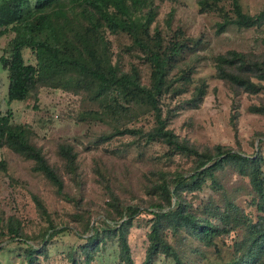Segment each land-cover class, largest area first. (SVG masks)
I'll return each instance as SVG.
<instances>
[{"label":"trees","instance_id":"obj_1","mask_svg":"<svg viewBox=\"0 0 264 264\" xmlns=\"http://www.w3.org/2000/svg\"><path fill=\"white\" fill-rule=\"evenodd\" d=\"M196 3L198 13L217 16V35L253 28L264 46V6ZM178 4L0 0L7 103L33 98L38 109L42 88L62 90L79 97L70 117L108 127L86 146L93 153L86 162L76 141L60 137L47 146L32 123L11 108L0 112V252L16 241L21 264H44L50 244L70 230L82 240L62 264H93L110 244L118 264H138L133 240L143 228L140 264L160 256L174 264H264V130L249 152L239 141L193 139L191 118L177 123L200 107L212 77L229 88L236 131L245 94L248 110L264 115V49L213 51L212 38L192 32ZM210 62L214 74L197 75ZM21 159L66 203L61 212L29 188ZM17 191L30 195L35 214L20 207Z\"/></svg>","mask_w":264,"mask_h":264},{"label":"rangeland","instance_id":"obj_2","mask_svg":"<svg viewBox=\"0 0 264 264\" xmlns=\"http://www.w3.org/2000/svg\"><path fill=\"white\" fill-rule=\"evenodd\" d=\"M246 9L256 12L264 6V0H242ZM169 8L168 4L163 6V10ZM178 14L190 26V30L198 33L204 30L210 38H212L213 51H223L228 48L237 47L243 49L263 50L264 46L255 41V33L253 28L240 30L232 28L227 32L217 35L215 33L213 23L217 16L203 15L198 13V5L196 0H179ZM260 35H264V32ZM6 37L0 38V54L3 51V45ZM26 56H30L26 51ZM214 65L210 62L199 68L197 75L214 74ZM7 76L3 70L0 62V112L4 113L11 108L14 117L18 121H25L32 123L37 130L41 140L47 146L52 147L57 138H70L76 141L82 148V155L86 162L91 160V150L86 151L85 148L97 136L107 130V125L104 123H96L93 120L85 119L76 121L70 116H73L78 106V96L51 88H42L40 94V107L33 108L34 99H26L22 101H15L11 105L7 103ZM250 97L246 94L241 100V116L238 120V129L234 128L230 123L231 112V96L229 88L225 83L217 78L210 79V89L204 100L201 102L199 108L189 109L185 111L178 119V124L183 122L184 118H191L193 125L190 127V136L204 143L214 144L216 142H225L233 146L241 142L244 149L251 152L254 150L252 144L255 132L264 130V115L253 113L248 110ZM74 108V109H73ZM76 108V109H75ZM70 115V116H69ZM188 130V129H186ZM258 139H256V146ZM2 155L0 151V156ZM19 173L30 180L29 188L33 191L41 193L47 200L51 209H58L62 211L63 205L66 203L59 202L55 193H53L51 186L41 177V175L33 174L28 168V161L21 159L18 163ZM6 186V183H2ZM5 193H7L5 191ZM14 197L20 202V207L32 214H35L30 203V195L17 191ZM144 229H139L141 235L133 240V249L136 261L140 264L143 257L144 249ZM82 239L75 234V232L66 230L61 233L50 244L49 251L51 256L50 262L44 264H62V259L68 248L72 244H78ZM9 248L0 252V261L3 264H21L20 258L17 255L16 248L18 243L11 242ZM115 245H109L108 248L101 252L93 264H118L116 257ZM216 261V259H212ZM157 264H174L171 259H166L160 256Z\"/></svg>","mask_w":264,"mask_h":264}]
</instances>
